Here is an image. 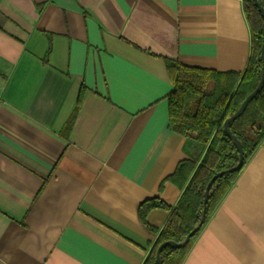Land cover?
Here are the masks:
<instances>
[{"label": "crops", "instance_id": "crops-1", "mask_svg": "<svg viewBox=\"0 0 264 264\" xmlns=\"http://www.w3.org/2000/svg\"><path fill=\"white\" fill-rule=\"evenodd\" d=\"M250 55L244 0H0V264H144L139 205L175 207L205 152L170 128L165 57ZM182 264H264V142Z\"/></svg>", "mask_w": 264, "mask_h": 264}, {"label": "trees", "instance_id": "trees-1", "mask_svg": "<svg viewBox=\"0 0 264 264\" xmlns=\"http://www.w3.org/2000/svg\"><path fill=\"white\" fill-rule=\"evenodd\" d=\"M259 2L264 7V0ZM244 10L251 33V55L243 73L189 67L176 59L165 57L173 86L167 97L170 128L196 142L205 152L201 160H198L199 164L196 158L184 160L170 177L182 189L181 198L175 207L159 197L148 199L139 205V221L156 237L144 264H158L157 249L162 243L182 242L199 225L209 181L215 174L231 169L239 163L238 148L225 133L224 123L239 110L260 82L261 47L264 42L263 14L253 0H244ZM229 128L243 145L245 167L264 142V85L245 112L230 123ZM241 171L226 174L213 184L204 225L230 192ZM154 209H166L170 212L161 230L147 222L148 213ZM202 228L184 247H165L161 253L163 264H182Z\"/></svg>", "mask_w": 264, "mask_h": 264}, {"label": "water", "instance_id": "water-1", "mask_svg": "<svg viewBox=\"0 0 264 264\" xmlns=\"http://www.w3.org/2000/svg\"><path fill=\"white\" fill-rule=\"evenodd\" d=\"M253 1H254L255 5L258 7V9L260 10V12L264 16V7L262 6V4L259 2V0H253ZM261 57H262V73H261L260 82H259L257 88L251 94H249L247 96V98L244 100V102L240 106L239 110L233 116L228 118L225 121V123H224L225 133L235 142V144H236V146L238 148V151H239V163L235 167H233L231 169H228V170L221 171V172L215 174L211 178V180L209 181V183H208V185L206 187V190H205L204 201H203L204 211H203V215H202V218H201V221H200L199 225L192 232H190L182 242L178 243V242H174V241H166V242L162 243L159 246V248L157 249V263L158 264H163L162 259H161V253H162V250L165 247H167L169 245H171V246H173L175 248L184 247L190 241V239L193 236H195L198 233V231L203 227V225L205 223V220H206V207H207V203H208V199H209V193H210V190H211L213 184L216 182V180L221 178L222 176H224L226 174L240 171L244 167L245 157H244L243 145L238 140V138L232 134V132L230 131L229 125H230L231 122H233L234 120L239 118L245 112V110L248 107V105L260 93V91L263 88V85H264V42H263L262 47H261Z\"/></svg>", "mask_w": 264, "mask_h": 264}, {"label": "rangeland", "instance_id": "rangeland-1", "mask_svg": "<svg viewBox=\"0 0 264 264\" xmlns=\"http://www.w3.org/2000/svg\"><path fill=\"white\" fill-rule=\"evenodd\" d=\"M245 166H246V165H245ZM242 169H243V168H242ZM240 171H241V170H240ZM224 199H225V198H224ZM222 202H223V201H222ZM220 205H221V204H220ZM218 208H219V207H218ZM213 215H214V214H213ZM197 237H198V236H197ZM195 240H196V239H195ZM192 244H193V243H192ZM191 246H192V245H191ZM191 246H190V249H191ZM190 249H189V251H190ZM189 251H188V252H189Z\"/></svg>", "mask_w": 264, "mask_h": 264}]
</instances>
